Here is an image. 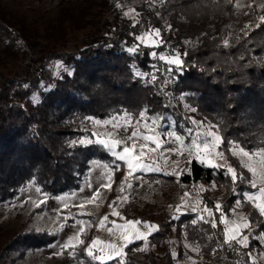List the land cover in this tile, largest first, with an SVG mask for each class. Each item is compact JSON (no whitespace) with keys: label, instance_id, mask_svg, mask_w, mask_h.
<instances>
[{"label":"trees","instance_id":"16d2710c","mask_svg":"<svg viewBox=\"0 0 264 264\" xmlns=\"http://www.w3.org/2000/svg\"><path fill=\"white\" fill-rule=\"evenodd\" d=\"M65 1L74 5L62 6L55 22L41 33L0 0V63L5 67L12 60L18 67L7 72L0 68V203L18 196L30 182L51 196L73 192L94 159L108 161L115 181L120 180L123 168L113 163L107 148L79 142L92 135L82 127L89 118L125 111L137 116L145 110L165 120L173 117L176 126L190 127L189 117L209 121L218 127L224 139L220 148L238 173L243 171L229 154L230 141L251 151L264 148V7L240 8L235 0H141L134 13L126 15L117 6L123 0ZM95 6L104 18L91 22L92 30L78 39L77 30L85 28L83 20ZM148 36L156 44L146 43ZM177 56L182 68L167 63ZM58 63L62 69L55 72ZM186 102L196 111H186ZM188 165L189 172L180 177L183 183L217 181L226 189L221 210H216L207 191L203 195L216 227L194 216L167 215L147 239L154 247L147 251L146 264H158L162 256L164 264H174L173 246L176 256L183 257L173 234L198 245L203 259L197 264H236L233 257L239 249L243 257L239 264H255L251 251L260 244L258 239L251 238L247 247L231 243L222 222V214L233 208L245 185L238 180L234 188L225 167L211 168L196 159ZM133 208L132 203L124 206L127 218H132ZM105 211L106 206L86 215L93 229L86 244L76 248V258L83 264H102L87 249ZM147 211L137 210L136 217ZM245 211L249 228L264 233V217L257 208L246 204ZM57 238L47 231L10 235L0 228V264H14L12 253L23 257L27 250L48 246ZM144 242L130 243L123 259L103 264H144L131 256Z\"/></svg>","mask_w":264,"mask_h":264},{"label":"rangeland","instance_id":"374dc122","mask_svg":"<svg viewBox=\"0 0 264 264\" xmlns=\"http://www.w3.org/2000/svg\"><path fill=\"white\" fill-rule=\"evenodd\" d=\"M140 2L141 0H123L122 4L117 3V6L124 8V13L128 15L134 13L135 5ZM5 3L7 9L11 10L18 16L26 17L29 23L40 29L41 33L45 32V29L50 23L55 22L54 20L60 14L62 6L67 8L71 4L74 5V2L69 3L65 1L63 3L62 0H5ZM235 4L236 6L239 4L240 8L251 7L252 5L262 8L264 7V0H235ZM97 10H99V8L95 6L90 9V12L93 14L90 13L85 16L83 20L85 28L77 30L78 39H81L85 33L92 30L93 23L91 22H98L100 18H104V15L101 16L99 13L97 14ZM75 13L78 14L77 9H75ZM105 15L108 14L106 13ZM66 24L68 34L71 37L70 45H73L74 33L71 30L69 19H67ZM146 43L156 44V41L148 36ZM0 68L3 72H7L15 70L18 67L15 65L14 61L8 60L5 67L0 63ZM61 69L62 65L58 63L55 72H58ZM189 108L190 106L186 102L185 110L189 111ZM141 112H145L146 116L150 117L147 121L148 129H145L144 121H141L139 125H136L135 123V121L139 119V114ZM141 112L137 116L125 111L121 114H116L104 119L91 118L89 119V123L82 127L84 129H89L92 135L82 137L79 140V142L81 140L95 142L97 139H107L108 134H114L116 139L127 140V137L130 136L133 130H138L145 135L155 134L159 136L161 147L155 152H150L149 149L146 148L145 152L147 155L142 158L143 163L151 166L150 169L135 171L129 178V183L132 186L128 187L127 184H124V192H121L120 188L124 178L129 172L127 163L126 161L117 159L116 156L113 155V150L107 149L109 154L113 157V163L116 164L118 168H123L120 180L115 181L114 169L111 168L108 161L94 159L90 162V169L83 178L80 188L73 192L51 196L42 192L38 186L30 182L21 190L18 196L0 203V228L10 231V235L18 232H31L35 230L41 232L47 231L53 234L56 233L58 236L54 243L37 249H29L25 252L23 257H18L17 253H12L11 257L16 258L14 264H83L81 259L76 258V248L86 244L89 240L88 235L93 229V222L90 218L86 217V215L100 213L104 206H106V211L103 212L104 215L101 220L105 216H107L108 219L104 221V227H100L99 222L95 231V237L92 238L89 247H91L92 242L97 239L103 241L104 244L111 243L117 246H123L125 241L120 238L121 229L117 226L124 225L126 221L144 222L141 225H137L139 230L143 232L148 231L144 226L145 224L156 225L159 228L161 222L167 219V215H177L175 206L190 195H195L202 201L204 192L207 191L209 199H211L215 205H221V203H223V196L227 195L223 184L217 181H211L209 183L192 182L189 184L183 183L180 180V177L184 173L189 172L188 161L195 159L193 155H190L189 150L193 148L192 141L197 139L196 132L199 131L200 133H203L209 125L214 124L208 121L204 122L203 126L193 125L191 122L190 127L183 123L176 126L175 120L171 116H166L167 120H165L164 116L150 115L145 110ZM124 113L130 114L132 121L131 126L126 129L123 127ZM113 118H115L114 122L121 124L119 130L115 129L112 123H103L104 121H112ZM192 119L200 121L196 118ZM94 120H99L102 123L97 125L93 123ZM153 121H155L154 124ZM150 129H154V132L150 131ZM189 129H192L191 135H189ZM171 132L182 136L184 141L183 144L179 141H175L174 137L168 136V133ZM93 133H98L99 136H94ZM127 143L130 145L132 141H127ZM136 143L137 148L139 149L140 145L145 142L143 140H138ZM148 143L149 148H155L154 144H151L150 142ZM122 148L123 145L117 147L115 151L121 152ZM169 149H172V151H169ZM177 150H182V154H177ZM219 150H221V148ZM255 151L257 150H254L253 152ZM229 154L231 155V153ZM225 156L227 157V164L234 167L233 161L232 159H229L228 154L225 153ZM232 157H234V160L239 163L243 171L239 174H242L244 179L239 181L245 185L246 189L235 199L233 202V208L230 209L228 213H223V220L227 221L228 229H235L237 231V240L240 239V234L247 236L248 242L251 238L258 239L260 244L252 249L251 259L255 264H264V233L261 232L256 234L253 232L252 228L244 227V223L246 221L248 222L247 213L245 211L246 204H249L253 208L256 207L253 202L248 200V196L259 197L260 181L258 177H253L247 169L241 165L240 157ZM244 159L246 160L247 158ZM217 163H223V161H217ZM252 163L255 164V159ZM104 165H107L108 167L105 168ZM224 167L226 168L227 165ZM109 171L112 173L110 179L107 175ZM170 177H173V180H171ZM252 180L256 181V188L251 186ZM109 183L110 187H102L103 184ZM233 183L234 182L232 181V184ZM213 185H215V187H213ZM201 186H203V191L201 190ZM233 186L236 188L235 186L237 185L233 184ZM37 189H39V191H37ZM97 190H99L100 196L97 197L96 202L85 204L83 209L76 207V205L88 200ZM122 197H127V199L124 200ZM257 202L260 203L262 201L258 200ZM126 203H132V205L136 206V209L133 208L130 210V217L132 218H127L126 215H124L123 208ZM62 209L65 210L62 211ZM145 209L150 211L138 214L136 217L137 210ZM113 211L119 212L120 217L113 215ZM213 217L214 216L209 217L208 220L212 225L215 224ZM81 221L85 222V231L83 234L79 236L78 240L73 242V247L62 249L61 245L66 244L69 239L77 234L80 228L79 222ZM113 222L115 223L113 224ZM237 225H239V228H237ZM224 228L226 239L229 241L231 233L226 232L225 223ZM108 229H112L111 233ZM173 229H175L174 226ZM172 239L175 242H180L183 248V257L178 258L176 256V250H174L175 247H172L173 255L176 257L174 264H197L202 261L203 258L200 254L198 245L186 238V236L183 235L181 239L178 240L173 234ZM80 240H82L83 243H79ZM232 242L236 241H231V243ZM104 244H97L93 249V252L98 256L103 255L107 257L110 249L104 247ZM129 244L130 243L127 245ZM238 244L241 247H245L243 244ZM153 247V244L146 240L139 248L134 249L131 252V256L137 262L144 264L149 263L150 258L147 251ZM125 250L126 247H123L122 251L124 253ZM157 253L162 256L163 252L159 250ZM237 255L233 257V261L236 264H239L243 258L241 249H239ZM124 256L121 258L123 259ZM105 261L109 260L105 259ZM164 261L165 257L162 256L158 259V264H164Z\"/></svg>","mask_w":264,"mask_h":264},{"label":"snow or ice","instance_id":"6c2138e0","mask_svg":"<svg viewBox=\"0 0 264 264\" xmlns=\"http://www.w3.org/2000/svg\"><path fill=\"white\" fill-rule=\"evenodd\" d=\"M239 7L240 5L237 4ZM262 20H264V17H261ZM156 36L160 35L159 30H156ZM141 41H143V37H138ZM152 55L155 57L156 53L153 52ZM161 60H165L166 57L161 56ZM167 63L170 65H175L177 68H182L183 62L182 60L177 56L173 57L171 59H167ZM138 75H142L140 73H137ZM155 77H153V80ZM190 111L195 112V108H189ZM91 119V118H89ZM148 119L150 117H147L145 112H141L139 114V119L135 121L136 125H139L141 121H144V127L145 129H148ZM190 122L193 125L197 126H203L204 121H197L195 119H192L189 117ZM115 118H113L112 121H104V124L112 123L113 127L117 130L121 128V124L114 122ZM93 123L100 125L102 122L99 120H94ZM155 121H153V124ZM132 121L130 118V114L124 113L123 114V127L126 129L129 126H131ZM150 131L154 132V129H150ZM192 134V129H189V135ZM94 136H99L98 133H93ZM168 136L174 137L175 141H179L181 144H183V137L180 135H177L174 132L168 133ZM197 139L192 141L193 148L189 150L190 155H193L195 159H197L201 164H205L208 167L211 168H222L225 165L226 172L230 174V178L233 182H237L238 180L244 179V176L242 174H239L237 172V169L232 167L231 165L227 164V157L225 156L224 151L219 150L220 146L224 143L223 137L219 134V129L216 125H209L208 128L203 132L200 133L199 131L196 132ZM143 140L145 143L141 144L139 149L137 148L136 141ZM127 141H132V143L129 145ZM154 144L155 148H149V143ZM81 144L85 143H92L90 140H81ZM95 143H98L104 148H107L109 150H113V155L116 156L117 159L121 161H126L127 167L129 169L128 175L124 178V181L122 182V186L120 188L121 192L125 191V188L123 187L124 184H127L128 187H131L132 185L129 183V178L133 175V173L137 170H148L150 169V165H147L142 162V158L146 157L147 153L145 152V149L148 148L150 152H155L157 149L161 147V140L158 135H145L138 130H133L130 134V136L127 137V140L125 139H116L114 137V134H108L107 139H97ZM230 147L228 148V151L231 153L232 156H238L241 158V165L247 169V171L253 176L258 177L260 181L259 186V197L255 196H248V200L253 202L256 205V208L258 209L260 215L264 217V148L259 149L255 152L251 150H247L241 145H239L235 141L229 142ZM123 145L121 152H116L115 149L119 146ZM169 151H172V149H169ZM135 153V155H134ZM177 154H182V150H177ZM244 158H247L246 160ZM255 159V164L252 163V161ZM217 161H223V163H217ZM191 163V160L188 161ZM105 168H107V165H104ZM111 171L107 174L109 176V179L111 178ZM251 186L253 188L257 187V183L255 180L251 181ZM102 187H110L109 184H103ZM215 187V185H213ZM201 190L203 191V186H201ZM39 191V189H37ZM100 196L99 190L93 193V195L86 201L76 205V207H79L83 209L85 207V204L94 203L97 200V197ZM62 199V198H61ZM122 199L126 200L127 197H122ZM262 201L258 203L257 201ZM199 203V201H198ZM239 203V202H238ZM216 210L221 209L220 204L215 205ZM179 211V209H177ZM202 211L207 212L209 217H212L214 215L212 209H209L207 207H204ZM86 214V213H81ZM113 215L120 217V213L117 211H113ZM122 218V217H121ZM108 219L107 216L103 217V219L100 221V227H104V221ZM203 219V217H201ZM243 219V218H242ZM222 222L226 225V232H230L231 235L229 237V242L236 241L240 244H243L245 247L248 246V237L245 235L240 234V239L237 240V231L235 229H228L227 228V221L223 220V214H222ZM115 222H113L114 224ZM144 222L142 221H126L124 225H119L121 229V239L125 241V244L123 246H117L111 243L104 244L103 241H100L99 239L94 240L92 242L91 247L87 249V254L92 257L95 260H99L102 262L112 259L119 260L121 257L125 255V253L122 251L123 247H126L128 243L134 242V240H147L148 235L151 234L152 231L158 230V226L151 225V224H145L144 226L147 228V232L140 231L137 225H141ZM80 228L77 234L69 239V241L66 244L61 245L62 249H68L70 247H73V242L79 239V236L83 234L85 231V222L81 221L79 222ZM213 227H216L215 224L212 225ZM244 227L248 228L250 227L249 222L244 223ZM237 228H239V225H237ZM108 231L111 233L112 229H108ZM79 243H83L82 240L79 241ZM97 244H104V247L109 248L110 251L107 255V257L103 255H96L93 252V249L96 247Z\"/></svg>","mask_w":264,"mask_h":264},{"label":"built area","instance_id":"2783aa9c","mask_svg":"<svg viewBox=\"0 0 264 264\" xmlns=\"http://www.w3.org/2000/svg\"><path fill=\"white\" fill-rule=\"evenodd\" d=\"M204 207H207V206L197 196L190 195L186 197L183 201L179 202L175 206V209H176V212L180 215L194 216L199 219L203 217V219L201 220L208 221L209 220L208 213L202 211ZM177 209H179V211H177Z\"/></svg>","mask_w":264,"mask_h":264}]
</instances>
